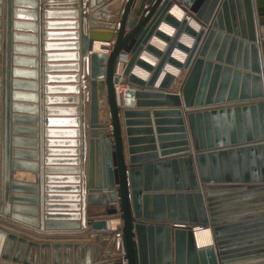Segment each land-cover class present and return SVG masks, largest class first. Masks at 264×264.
<instances>
[{
  "label": "water",
  "instance_id": "obj_1",
  "mask_svg": "<svg viewBox=\"0 0 264 264\" xmlns=\"http://www.w3.org/2000/svg\"><path fill=\"white\" fill-rule=\"evenodd\" d=\"M77 2V13L62 14L77 23L59 25L77 32L55 35L72 40L60 46L76 53L53 58L78 62L58 67L77 76L56 79L78 80V88L64 90L78 91L70 99L78 109L67 112L77 117L69 122L78 132L69 134L78 149L69 153L78 157L70 171L79 177L69 180L87 191L80 192V218L67 217L80 223L46 225L66 233L34 226L24 237L0 228V264H264V0H182L198 31L166 13L171 0ZM159 22L175 29L172 37L154 31ZM152 32L167 44L163 52L146 43ZM181 33L190 46L179 42ZM93 42L111 44L110 52L93 51ZM139 42L158 59L154 67L139 57ZM122 51L131 57L116 97ZM164 63L185 72L175 90L169 74L158 80ZM243 101L255 103L236 105ZM11 166L36 172L33 164ZM107 204L117 206L119 230H107L117 218ZM192 227H208L211 245L196 249Z\"/></svg>",
  "mask_w": 264,
  "mask_h": 264
},
{
  "label": "crops",
  "instance_id": "obj_2",
  "mask_svg": "<svg viewBox=\"0 0 264 264\" xmlns=\"http://www.w3.org/2000/svg\"><path fill=\"white\" fill-rule=\"evenodd\" d=\"M77 3V0H0V228L23 237L26 233L23 229L34 226L35 231L43 230L40 233H66L70 231L46 229L50 228L46 225L80 223L79 219L67 217L80 218V192L87 191L86 185L81 187L80 182L69 180L79 177L70 171L78 170L79 166L71 162L78 157L69 153L78 149L71 144L78 141L77 135L69 134L78 132V126L69 122L77 117L67 112L78 109L77 104L70 102L78 98V91L64 90L78 88V80L56 79L77 76L58 67L78 62L53 58L76 53L60 46L74 43L72 40L55 35L77 32L59 26L77 23L76 18L62 15L77 13L74 8ZM139 76L144 79L146 74ZM254 103L243 101L236 105ZM119 123L123 164L127 167L121 118ZM12 163L33 164L36 172L14 168ZM29 220H35L36 224ZM111 226L114 228L113 221ZM5 239L2 238L1 247ZM14 248L15 243L11 254ZM25 253L23 247L21 256ZM8 260L5 263L11 264Z\"/></svg>",
  "mask_w": 264,
  "mask_h": 264
},
{
  "label": "bare ground",
  "instance_id": "obj_3",
  "mask_svg": "<svg viewBox=\"0 0 264 264\" xmlns=\"http://www.w3.org/2000/svg\"><path fill=\"white\" fill-rule=\"evenodd\" d=\"M178 5V6H177ZM167 10H168V12H166V13H169L170 15H172L178 22H181V21H185L190 27H192L194 30H196V31H198L199 29H200V27L198 26V23H197V25H195L193 22V20L191 19V18H189V16L187 15L188 13H189V10L188 9H185V8H183L182 7V0H171V2H170V5H169V7L167 8ZM157 27H158V30H160V31H162V32H164V33H166V34H168L169 36H172L173 34H171L172 32H173V28L171 27V26H169V25H167V24H165V23H163V22H159L157 25H156V27H155V29H154V31L155 30H157ZM196 28V29H195ZM182 35H185V34H182ZM182 35H180V37L182 36ZM185 36H187V35H185ZM179 37V38H180ZM189 39H191V42H192V38L191 37H189V36H187ZM157 39H159V38H157V37H155L154 36V34H153V32L150 34V36L148 37V39H147V42L146 43H148V44H150L151 45V43L154 45H152L153 47H157V49L159 48V50L161 51V50H163V46H164V44L161 42L162 40H157ZM182 44V43H181ZM99 45H106L107 46V49L106 50H102V49H100V46ZM184 45V44H183ZM138 46H140L141 47V50H140V52L138 53V55H139V57L142 59V60H144V61H146V62H148V63H151V65H152V63H154V59H152L151 58V56H149L148 54H143V53H147V52H145L144 50H143V47H144V44H142L141 42H139V44H138ZM185 46H187V45H185ZM92 47H93V51H97V52H103V53H105L106 55L110 52V49H111V44H102L101 42H93V44H92ZM128 47V46H127ZM165 50V49H164ZM179 51V50H178ZM123 53V52H122ZM125 53H127V56L126 57H131V55L129 54V52H127V51H125ZM172 53V52H171ZM175 59V58H174ZM177 60V59H176ZM153 66V65H152ZM138 68V69H136L134 72H133V74L135 75V76H137V77H141V76H139V75H144L146 72L145 71H143L141 68H139V67H137V66H133V69L134 68ZM171 67V66H170ZM171 68H173V67H171ZM120 67L119 68H117V72L119 73L120 72ZM133 69H132V71H133ZM173 69H175V68H173ZM178 71H180V75H179V79H183V77H184V75H185V72L183 71V70H178ZM167 74H169L171 77H172V75L170 74V73H168L167 72ZM161 75V74H160ZM173 78V77H172ZM159 79V78H158ZM176 80V79H175ZM177 81L178 82H181V81H179L178 79H177ZM119 89V91H120V93H122L123 91H125V89H123V88H118ZM111 221H113V227L114 228H112V226H111ZM117 221V219H110V220H107V222H106V226H107V230L108 231H112V230H117L118 229V227H116L115 226V224H114V222H116ZM117 223H120V222H117ZM119 226V225H118ZM195 229H196V231H195ZM194 231H195V233H194ZM192 232H193V239H194V242H195V238H196V241L198 242V244H200V245H204L205 247L206 246H209V245H211V233H210V230H209V228L208 227H192ZM194 234H195V238H194ZM195 245H196V247L199 249L200 247H198V245L196 244V242H195Z\"/></svg>",
  "mask_w": 264,
  "mask_h": 264
},
{
  "label": "built area",
  "instance_id": "obj_4",
  "mask_svg": "<svg viewBox=\"0 0 264 264\" xmlns=\"http://www.w3.org/2000/svg\"><path fill=\"white\" fill-rule=\"evenodd\" d=\"M178 6V5H177ZM175 33V29L173 28V32L171 33V34H174ZM183 33H181L180 35H182ZM170 37H172V36H170ZM180 37V36H179ZM260 38L261 39H264V31L263 30H261L260 31ZM179 39V38H178ZM163 42V41H162ZM164 43V46H163V50H161V52H163L164 51V49L167 47V44L165 43V42H163ZM178 50L177 48H175V47H173L172 48V51L173 50ZM171 51V52H172ZM180 51V50H179ZM123 52V53H122ZM119 55H118V59H117V62H116V67L117 68H121L120 69V72L118 73V72H116V76L117 77H119V79H118V82H117V84L116 85H114L113 86V90H114V95L117 97V96H123V93H124V91L122 92V93H120V91H119V89L118 88H123V89H125V85H124V80H123V78H121V73H122V70H123V68H124V66L127 64V62L129 61V58L130 57H126L127 56V53H125V51H122ZM181 52V51H180ZM182 54H183V52H182ZM184 55V54H183ZM151 56V55H150ZM153 59H154V64L156 65L157 64V62H158V59H156V58H154L153 56H151ZM184 59H185V55H184V57H182V59L180 60L181 61V63H183L184 62ZM154 65V66H155ZM166 65H169V64H167V63H164L163 64V68H162V71L164 70V68H165V66ZM153 66V67H154ZM170 66V65H169ZM172 67V66H171ZM174 68V67H173ZM176 69V68H175ZM177 71L179 70V69H176ZM148 77H149V74L148 73H146V76H145V80L146 79H148ZM173 82L174 83H176L177 81H175L174 79H173ZM179 83V82H178ZM113 210H114V213L117 215V221L118 222H120V220H119V218H118V210H117V206H116V204H114L113 205ZM121 228V222L119 223V226H118V229L117 230H119ZM196 249H198L197 247H196ZM118 264H126V262H125V260H123V259H120L119 260V262H118Z\"/></svg>",
  "mask_w": 264,
  "mask_h": 264
},
{
  "label": "rangeland",
  "instance_id": "obj_5",
  "mask_svg": "<svg viewBox=\"0 0 264 264\" xmlns=\"http://www.w3.org/2000/svg\"><path fill=\"white\" fill-rule=\"evenodd\" d=\"M188 16H189V18H191L194 22V24L195 25H197V23H196V21L194 20V18H193V16H192V13L190 12V10H189V13L187 14ZM196 29V28H195ZM161 30V29H160ZM157 40H159V39H157ZM160 41V40H159ZM162 42V41H161ZM179 42L180 43H182V44H184V45H187V46H190V44H191V39H189L187 36H185V35H182L180 38H179ZM163 43V42H162ZM164 44V43H163ZM151 45H153L152 43H151ZM154 46V45H153ZM157 48V47H156ZM159 49V48H158ZM144 55L145 54H148V53H143ZM149 55V54H148ZM150 56V55H149ZM171 56L173 57V58H175V59H177V60H181L182 59V57H184V55L182 54V52H180V51H178V50H173L172 51V53H171ZM152 58V57H151ZM153 59V58H152ZM151 64V63H150ZM152 65L154 66L155 64L154 63H152ZM135 69H138V68H136L135 67ZM170 73L171 75H172V79H176L175 81H177V79L179 80V81H181V79H179V75H180V71H177L176 69H173V68H171L169 65H166L165 66V68H164V70L162 71V73H161V75L159 76V79L162 77V75H163V73ZM146 74V73H145ZM158 79V80H159ZM178 84V81L174 84V85H171V87H170V89L172 88L173 90H175L176 89V87L177 86H175V85H177ZM201 228V227H200ZM195 231H196V229H195ZM195 231H194V233H195ZM194 238H195V234H194ZM195 242H196V244L198 245V247H200V248H202V247H205L204 245H200V244H198V242L196 241V238H195Z\"/></svg>",
  "mask_w": 264,
  "mask_h": 264
}]
</instances>
